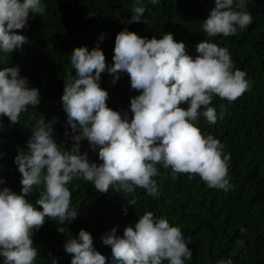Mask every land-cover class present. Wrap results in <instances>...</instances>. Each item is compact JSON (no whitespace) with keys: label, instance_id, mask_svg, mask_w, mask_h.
<instances>
[{"label":"clouds","instance_id":"9594fccd","mask_svg":"<svg viewBox=\"0 0 264 264\" xmlns=\"http://www.w3.org/2000/svg\"><path fill=\"white\" fill-rule=\"evenodd\" d=\"M151 3L157 5L159 0ZM214 3L203 23L209 37H229L252 23L246 0ZM44 10L41 0H0V51L22 50L28 39L18 30L27 27L30 13ZM145 11L137 0L128 22H140ZM185 48L171 32L148 39L123 29L115 36L111 65L98 45L91 50L85 46L73 49L70 64L75 75L66 74L61 97L73 143L70 150L58 145L53 138L54 122H45L41 116L28 150L18 151L15 163L21 173L20 194L0 187V256L4 264H35L38 249L31 236L46 217L61 224L76 219L78 210L71 207L68 187L74 179L91 182L101 193L115 185L119 192L130 194L142 188L156 197L160 190L153 177L159 175L157 165H162L171 169L172 180L178 174L198 175L210 188L231 190L230 154H225L218 139L202 133L199 117L203 115L209 124L223 119L227 107L221 104L217 113L210 106L213 96L232 103L249 89L250 82L245 71L235 68L226 47L203 40L196 45L195 58ZM105 71L113 76V83L126 72L131 88L139 92L130 98V121L126 114L122 117L107 106L108 93L99 84ZM39 103L38 89L29 87L20 76L19 65L0 69V117L19 123L21 113ZM82 139L98 149L101 163L80 152ZM4 183L0 178V185ZM41 185L37 209L25 197ZM128 203L136 205L137 201L132 198ZM116 231L114 227L102 236L103 244L111 248V264H185L192 258L181 228L151 211L140 215L134 225H126L122 236ZM237 244L243 247L242 240ZM65 250L71 254V264H108L84 229L79 230L78 238L66 242ZM219 264H232V260Z\"/></svg>","mask_w":264,"mask_h":264},{"label":"trees","instance_id":"16d2710c","mask_svg":"<svg viewBox=\"0 0 264 264\" xmlns=\"http://www.w3.org/2000/svg\"><path fill=\"white\" fill-rule=\"evenodd\" d=\"M41 3L44 12L30 13L27 27L18 30L28 43L13 53L0 51V69L19 65L20 76L40 94V103L22 112L19 123L12 124L7 117H0V178L5 181L0 187H8L17 194L22 185L15 157L18 151L28 150L27 143L39 117L43 116L45 122L53 121L54 140L71 149L73 133L61 97L66 74L71 71L75 75L70 64L75 47L91 50L98 45L106 63L111 65L115 36L123 29L148 39L171 32L193 58L198 55L196 45L207 40L228 49L235 68L246 72L250 87L232 103L213 96L210 106L217 113L221 104L227 107L224 118L215 124H209L203 115L199 117L202 133L218 139L225 154H230V191L210 188L198 175L178 174L172 180L171 169L162 165H157L159 175L153 177L160 190L156 197L142 188L130 194L119 192L113 188L115 185L101 193L91 182L74 179L68 187L71 207L78 210V216L64 224L46 217L39 230L33 231L31 239L38 249L35 264L53 261L71 264L65 244L78 238L80 229L91 234L93 247L111 264V248L103 244L102 236L114 227L116 234L122 236L124 227L134 225L145 211L181 228L192 251L191 260L185 264H219L227 259L232 264H264V0H246L252 23L243 30L238 28L229 37H209L203 29L204 20L215 7L214 0H159L157 5L151 0H139L146 11L138 23L128 22L137 0H41ZM99 84L108 93L107 106L122 117L126 114L130 121V98L139 92L131 88L128 74L120 73L113 83V76L105 71ZM79 150L86 152L90 161L101 163L98 149H93L86 139L79 142ZM41 190L43 185L25 197L37 209ZM132 198L136 199V205L128 203ZM60 228L64 231H59ZM238 240L243 241V247L237 244ZM0 264H4L2 256Z\"/></svg>","mask_w":264,"mask_h":264}]
</instances>
